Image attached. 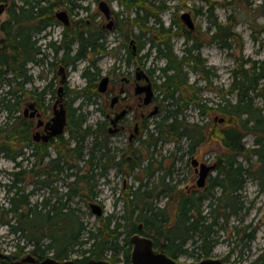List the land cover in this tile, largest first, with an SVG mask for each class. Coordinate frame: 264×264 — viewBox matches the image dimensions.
Segmentation results:
<instances>
[{"label": "trees", "instance_id": "16d2710c", "mask_svg": "<svg viewBox=\"0 0 264 264\" xmlns=\"http://www.w3.org/2000/svg\"><path fill=\"white\" fill-rule=\"evenodd\" d=\"M18 1L19 4L15 0H0V3L12 7L10 17L0 24V31L4 35V39L0 41V109L6 112V122L9 121L0 126V152L6 151L7 157L16 163L17 169L9 174L11 180L5 200L10 208L3 210L10 216L6 224L11 223L12 233H23L31 247L28 252L38 260H43L49 253L57 260H67L70 254H75L78 257L73 264H86L90 259H103L106 251H115L117 241L122 236L125 262L128 263L131 252L129 238L136 233L152 239L156 248L162 249L174 260H178V256L183 253H196L199 260L210 257L216 243L214 234L219 230L218 227L225 229V226L219 225V221L227 223L244 208L241 191L246 182L245 177L258 174L256 179L264 191V110L254 103L255 97L264 98V61H244L230 70L231 81L226 88H213L209 80L211 68L201 59V46L198 40L190 36L193 31L181 29L183 32L179 34L185 39V44L190 42L191 45L183 49L181 56L174 53L170 39L176 24L168 29L164 28L159 18L163 10L160 6L164 4L157 5L159 0H117L122 8L119 24L136 27L141 34L152 35L149 41L156 58L164 60L163 67L149 68L151 75L155 70L158 71L160 81L156 84L154 80L160 112L154 121L152 132L153 154L159 152L158 145L167 141L174 144V151H179L180 143L185 141L186 150L180 155V159L187 156L186 162L189 164L191 156H196L200 148L207 146L209 141L211 143L217 140L223 151L214 162L218 165L217 174L208 178L204 188H180L178 184H172V180H167L172 171L164 166L162 160L153 159L152 163L149 161L143 165L140 153L130 154L133 166L124 170L126 156L122 155L118 159L115 154H110L103 135L97 133L90 147L86 138L92 132L85 127L86 115L81 110L83 100L87 102L91 97L98 98L94 93V82L99 73L88 71L86 67L81 74L86 85L76 91L71 90L73 97L70 101L80 99L82 102L78 107H70L68 111L65 129L68 138H59L56 157L47 162L52 163L56 169H49L44 163L40 170L34 172L37 177L34 183L49 187L47 179L60 181L62 173L70 171L62 178L70 180L66 184L67 192L52 203L56 191L50 189L52 196L43 198L41 203L31 204L20 178L25 170L22 169V162L16 159L22 157L26 163L33 159L36 166L48 155L44 149L38 160L36 147L31 143L32 125L18 114L28 97L38 99L36 89H26L33 82L27 66L36 61L37 19L42 11L45 15L59 6L73 11L81 5L74 0ZM83 21L78 19L72 32L73 40L81 43L76 58L84 57L89 48H93V52L105 49L99 47L103 43L97 42L104 34L101 28H89ZM216 28L213 37H219L224 45L222 37L223 33L226 34L223 31L226 27ZM120 29L119 26V31ZM124 36L129 37V34ZM141 47L142 44L139 43L138 52ZM147 57L148 54H145L141 60ZM142 64L144 65L143 62ZM186 71L192 72L198 79L190 83ZM200 80L204 82L202 87L198 86ZM206 89L216 90L219 95L216 107L207 106L203 102L200 93ZM230 95H233L234 102L230 101ZM190 105L201 115L215 111L222 113L227 117V121L223 120L225 127L209 131L208 128L212 126L210 122H190L185 115V110ZM248 134L254 137L252 148L247 147L244 142V137ZM11 141L23 142V148L29 153L25 156V152L21 150L7 154L6 143ZM251 155L257 157L255 173L250 172L249 166H243ZM81 162L83 166H79ZM65 164H68L67 169L63 168ZM108 166L115 167L116 172L122 173L125 178L132 174L136 185H130L123 191V214L119 216L122 223L117 220L112 222V215L107 218L97 216L101 223L97 232L87 231L70 203L74 199H85L87 204L86 200L97 201V181L106 176ZM40 176L43 177L42 180L38 178ZM215 190L218 191L217 195ZM162 197L166 202L160 207L157 201ZM112 223L114 225L110 228ZM245 230L234 226L231 232L239 235L245 234ZM254 231L255 229L244 237L252 240ZM85 233L87 238L82 241ZM189 240L194 245L192 250L185 247ZM86 245L87 248H82ZM243 246L246 247V244ZM24 251L23 246H18L16 252L1 259V263L14 264L13 261L19 259ZM252 264H264V252Z\"/></svg>", "mask_w": 264, "mask_h": 264}, {"label": "rangeland", "instance_id": "374dc122", "mask_svg": "<svg viewBox=\"0 0 264 264\" xmlns=\"http://www.w3.org/2000/svg\"><path fill=\"white\" fill-rule=\"evenodd\" d=\"M99 1L102 0H74L76 4H80L81 7L87 8V10L79 9V11H77L78 15L76 14L75 18H82L84 20L83 22L86 23L89 28L95 26L94 24H97L98 22L97 27H101L106 21L104 16L98 10ZM103 1H106L115 12L120 14L122 11L117 0ZM15 2L19 4L18 0H15ZM161 4H164V6H160V9L163 8V10H161L159 18L164 28L168 29L172 24H176L171 32L172 38L170 39V42L173 46L174 53L178 56L182 55V51L185 47L191 45L190 42L185 44V39L179 34L183 32L181 29L184 28L187 30L180 20V15L186 12L191 14L195 29L190 33V36L198 40V44L201 46L199 51L201 59L205 61L206 66L211 68L209 80L211 81L213 88L221 86L226 88L231 81L230 70L237 68V66L244 63V61H264V0H159L157 5ZM132 17L133 15L129 18ZM6 19L7 15L5 12L0 17V24ZM119 20H121L120 15ZM150 25L152 24L150 23ZM119 26L122 30L120 29V31L109 32L106 34L107 41L109 42L107 45L109 47L113 46L115 43L117 44V42L114 41L117 40L119 34H129V40L133 38L137 40L138 48L139 43L142 44L137 56L139 65L143 62L144 67H147L148 69H157L164 66V60L157 59L156 53L151 47L149 38H152V35L141 34L136 27H130L129 25L121 26V24H119ZM217 26L226 27L223 29L226 34L223 33L224 37H222V40H224L225 43L224 45L219 37H213ZM3 39L4 35L0 31V41ZM0 47H2L1 43ZM145 54H148L147 59L141 60V57ZM121 58L123 59V56ZM88 64L89 61L85 59L75 65V68L71 71L69 76L70 90L76 91L85 86V81L81 74ZM116 64L117 60L111 55L101 57L97 62V66L102 73L106 72ZM186 72L190 83L198 79V77L192 72ZM29 74L32 76L33 82L28 85L26 89H36L37 91L41 84H44V82L38 78V69L34 65H31ZM152 76L153 82L155 80L156 84H158L160 82L158 80V71L155 70ZM198 86H204V82L200 80ZM200 96L207 106L216 107L219 102V95H217L216 90L206 89L200 93ZM70 97H73V93H71ZM229 99L231 102H234L233 95H230ZM94 100L100 104L99 98L96 97ZM31 101L34 100L30 97L26 100V102ZM81 102L80 99L74 100L71 107H78ZM24 103L18 113L22 118H24ZM254 103L256 106L264 110V98L260 99L255 97ZM95 108V104L90 105L83 100V109L81 111L88 116L90 112V119L92 121L95 120V117H98ZM185 115L190 122H210L212 126L211 128H208L209 131L220 130L225 127V124H223V122L220 123L219 119L222 118L227 121V117L216 111L201 115L192 105L185 110ZM157 118L158 115H156L155 120ZM10 122L12 123L13 120H10ZM6 123H9V121L6 122V112L0 109V126ZM33 134L34 132H31V138ZM1 138L2 137L0 136V141ZM63 138L66 139L67 134H64ZM253 141L254 137L252 135H245L244 142L247 147L252 148ZM84 145L86 146V144ZM6 146L7 154L13 153L14 151L19 152L21 150L25 152V156L29 153V151H26L25 148H23V142L11 141L6 143ZM180 148L179 151H174V144L167 141L162 145H158L157 149L159 152L153 154V159L162 160L164 166L171 169L172 174L167 180H172V184H178V187L180 188H186L190 185H194L192 187L198 188L196 186L198 175L193 172V167L190 164L191 158L189 159V164L186 162L188 158L187 156L184 155L183 159H180V155L186 150L185 141L180 143ZM50 152V158H54L55 153H52V151ZM222 152V148L217 140H214L211 143L209 141L207 146L199 149V152L194 158L199 163L211 165L218 159L217 157L220 156ZM86 153L87 151L85 150V155ZM256 160L257 157L251 155L247 162H244L243 166H249L250 172L255 173V167L257 166ZM16 161L22 162V169L25 170V172L20 175V178L23 180L22 186L25 187L26 192L29 194V201L31 204L36 202L41 203L43 198L52 196V189L56 191L52 203L56 202L61 195L67 192L66 184H68L70 180H63L62 178L65 177L66 173H70V171H64L62 176H60V181L48 179L47 183L49 184V187H46L41 183L37 185L34 183L37 179V177L34 176V172L41 169L42 166H40V164L35 166L33 164V159L30 160L29 163H26L22 157L17 158ZM79 166H83V163H79ZM15 167L16 163L14 161L8 159L6 155L0 154V253L8 257L13 252H16L18 246H23L25 250L24 254L20 256L19 259L13 261L14 264L30 254L28 251L31 248L27 243L26 238L23 236V233L19 231L17 233H12L10 228L11 223L6 224V222L10 220V216L6 215L3 211L10 208L5 197L8 183L11 180L9 174L11 171L17 170ZM106 172V176L97 181V201L86 200V202H88V204H99L103 211V218L112 215V222L117 220L119 223H122L119 216L123 214V204L121 199L123 191L128 189L130 185L135 186L136 183L133 181L132 176L124 182L123 174L116 172L114 169H109ZM216 174V171L211 172L209 178L214 177ZM257 175L258 174L255 176L249 174L245 177L246 182L241 191V200L244 204L241 213L235 218H230L227 223L219 221V225L225 226V229H220L218 227L219 230L214 234L216 243L212 249L210 257L221 259L228 264H252L253 261L264 252V191L261 189L259 182L256 179ZM38 178L41 180L43 179L42 176ZM207 180L205 186L207 185ZM154 181L156 182V179H154ZM215 194H218L217 190H215ZM165 202L166 199L162 197L158 199L157 205L163 207ZM88 204L85 203V199H74L71 201L70 206L75 208V212L80 219V222L86 227L87 231L91 230L97 232L101 223L97 220V216L92 213ZM113 225L114 223L111 224L110 228H112ZM234 226L238 229H246L245 234H232L231 231ZM254 229L253 239L247 240L244 235L250 234ZM86 238L87 233L84 234L81 240L83 241ZM240 239H243V241H240ZM117 242L118 246L115 251H106L103 259L112 264H130V262H125L122 236L119 237ZM244 244H246V247L243 246ZM185 247L188 248V250H192L194 245H192L191 240H189ZM82 248H87V245ZM48 256H52V253H49ZM77 257L78 256L75 254H70L67 260L74 261ZM177 259L180 263L184 264L199 261L196 253H183L180 254ZM0 264L4 263H1L0 261Z\"/></svg>", "mask_w": 264, "mask_h": 264}, {"label": "flooded vegetation", "instance_id": "af4514ba", "mask_svg": "<svg viewBox=\"0 0 264 264\" xmlns=\"http://www.w3.org/2000/svg\"><path fill=\"white\" fill-rule=\"evenodd\" d=\"M11 8L12 7L7 4L5 11L7 19L10 17L9 11ZM79 9L83 10L84 8L75 7L72 11L59 6L56 7L53 12L48 11L45 15L42 11L37 19L36 61L35 63H29L27 69L29 73L30 66L34 65L38 69V78L44 82V84H41L39 89L37 88L38 90L36 92L38 99L24 104L25 109L23 115L24 119L28 120L32 125L30 134L31 132H34V134L31 138V143L36 147L38 160L44 149L48 154L38 164L43 166L45 163V167L53 170L56 169L52 163L47 162L49 159H53L50 158V151L55 153L56 157L58 140L61 137L63 138L64 134H66V126L61 135L49 137L47 140H44V137L49 133V122L54 112L59 110L61 104L66 110L67 119L68 111L72 104L70 101L71 90L69 86V76L71 71L75 68V65L85 59L89 61L86 69L99 73L94 82L96 88L94 93L98 96L100 102V104L97 102L94 103L95 97H91V99L87 101L90 105L95 104V111L98 113V117H95V120L92 121L90 119V112L89 116L86 115L85 117V127L89 128L90 132H92L87 135L86 143L88 142V145L91 147L96 134L99 133V135H103V141L107 144L110 154H115L118 159L122 155L126 156V168H123L124 170H129L133 166L130 154L140 153L143 158L141 161L143 165L149 163V161L152 163L154 148L152 132L155 117L160 112V105L155 97L153 76L149 74V69L144 67L143 64L139 65L137 60V41L135 38L129 40V37L119 34L117 40L114 41L117 42V44L115 43L110 47L107 45L109 42L107 41L106 34L119 31L120 23L119 13L115 12L110 7L113 24L109 28L107 27L108 20L100 12L104 16L106 23L102 24L100 27L104 34H102V38L98 39L97 42L103 43V45L101 44L99 47H104V51L93 52V48H89L86 49L87 53L84 57L76 58V54L81 49V43L73 40L72 32L75 22L78 20V18H75V15H78L77 11H79ZM86 9L85 7L84 10ZM58 11H65L67 13L68 24H63L56 17ZM97 24L94 25L97 27ZM134 49L136 53H134ZM107 55L114 56L117 60V64L102 73L97 66V62L101 57ZM122 56L123 59H120ZM62 77H64V82L61 84ZM103 77H107L108 82L105 90L99 92V83ZM148 84H150L152 90L150 97L148 94ZM60 86L62 87L61 102H59L58 99V90ZM28 103H34V116H31L32 110L28 109ZM116 118H118V120L115 122ZM34 137L36 139H34ZM0 154L6 155V151L0 152ZM193 158L194 156H191L190 164ZM67 167L68 164L67 166L66 164L63 165V168L67 169ZM217 168L218 165L215 164L214 171H217ZM109 169H114L116 171L115 167L108 166L107 170ZM193 172L198 175L194 168ZM130 176H132V174ZM129 177L124 178L123 176V181L125 182ZM190 186L192 187L194 185ZM37 261L41 260L36 259L32 264H38ZM16 264L26 263H23L22 259H20Z\"/></svg>", "mask_w": 264, "mask_h": 264}, {"label": "water", "instance_id": "95a60500", "mask_svg": "<svg viewBox=\"0 0 264 264\" xmlns=\"http://www.w3.org/2000/svg\"><path fill=\"white\" fill-rule=\"evenodd\" d=\"M7 4L6 3H0V17L5 13ZM98 9L99 11L105 16V18L108 20L107 27L109 28L112 24V18H111V10L109 7V4L106 1H99L98 2ZM264 14V10H263ZM56 17L63 23L68 24V15L65 11H58L56 13ZM180 20L182 24L189 30L193 31L195 29V25L192 19V16L190 13H182L180 15ZM134 53H136L134 49ZM141 72V71H140ZM64 82V77H62L61 84ZM108 82L107 77H103L100 80L99 83V92H103L106 88ZM149 89V97L152 94L151 86L150 84L147 85ZM59 102L62 101V87L59 88ZM28 109L32 110L31 116H34L35 109H34V103H28L27 105ZM157 110V108H156ZM155 110V111H156ZM118 120V118L115 119V122ZM66 110L64 106L61 104L59 107V110L54 112L53 117L51 118L49 122V133L45 135L44 140H47L49 137H55L58 135H61L64 132L65 126H66ZM219 122L222 123L223 119H219ZM34 139H36L34 137ZM192 167L194 170L198 173V178L196 180V186L198 188H203L205 186L206 180L209 178V175L212 171L215 169V164L208 165L206 163H199L195 158L191 160ZM90 208L92 210V213L96 216H102L103 211L99 204L97 203H91ZM129 243L131 245V252L129 254L130 257V264H184L180 263L179 261H176L169 257L162 249L156 248L154 246V242L152 239L148 237H143L138 234H134L129 238ZM6 256L0 253V259H4ZM36 261L35 257H33L31 254H28L24 259H22L23 263L32 264ZM38 264H73V261L66 260V261H59L55 259L52 256H47L41 261H38ZM86 264H112L104 259H90L86 262ZM188 264H228L222 261L221 259H216L212 257L203 258L197 262L188 263Z\"/></svg>", "mask_w": 264, "mask_h": 264}, {"label": "bare ground", "instance_id": "6f19581e", "mask_svg": "<svg viewBox=\"0 0 264 264\" xmlns=\"http://www.w3.org/2000/svg\"><path fill=\"white\" fill-rule=\"evenodd\" d=\"M50 52V51H49ZM51 55V54H50ZM51 58V57H50ZM53 59V58H52ZM257 79V78H256ZM152 80V79H151ZM256 81V80H255ZM104 144V143H103ZM105 146H106V144H105ZM93 149V148H92ZM106 158V157H105ZM67 166V165H66ZM48 180V179H47ZM34 231V230H33ZM136 234H138V235H140V236H143V235H141V234H139V233H136ZM134 235V234H133ZM132 236V235H131ZM130 236V237H131ZM143 237H145V236H143ZM1 261V260H0ZM176 261H178V260H176ZM38 262V261H37Z\"/></svg>", "mask_w": 264, "mask_h": 264}]
</instances>
